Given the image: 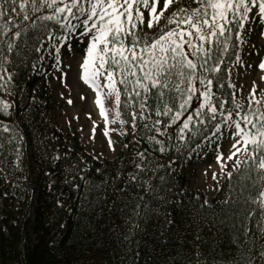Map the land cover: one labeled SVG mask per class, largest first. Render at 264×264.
Masks as SVG:
<instances>
[{
  "label": "trees",
  "instance_id": "16d2710c",
  "mask_svg": "<svg viewBox=\"0 0 264 264\" xmlns=\"http://www.w3.org/2000/svg\"><path fill=\"white\" fill-rule=\"evenodd\" d=\"M39 15L32 14L35 24L22 22L27 27L20 37L0 35V63L7 55L4 67L13 77L8 92L0 87V100L13 104L0 120L24 136L22 170L13 168L12 145L0 149V156L7 158V163L0 162L7 169L0 174V264H188L195 258L200 264H231L239 255V240H247L249 248L259 247L264 213L251 203L259 187L255 171L244 165L233 177L225 176L207 204L203 194L187 187L182 172L187 157L216 130L219 114L211 124L193 120L181 141L177 136L186 112L157 137L164 142L163 152L143 121L139 130L123 126L122 146L111 159L86 161L70 149L54 122L44 116L37 91L48 33L58 40L62 28L55 21L37 20ZM8 40L13 41L12 52L7 51ZM214 91L234 110L227 76L224 86ZM248 100L236 102L247 110ZM199 102L193 97L189 112ZM121 119H130L127 110ZM160 119L164 125L171 123L170 117ZM4 135L0 133V143ZM137 152L146 153L138 160L142 169L134 165ZM57 155L60 159H54ZM9 173L11 179L5 181ZM248 210H253L251 218L245 215Z\"/></svg>",
  "mask_w": 264,
  "mask_h": 264
},
{
  "label": "snow or ice",
  "instance_id": "6c2138e0",
  "mask_svg": "<svg viewBox=\"0 0 264 264\" xmlns=\"http://www.w3.org/2000/svg\"><path fill=\"white\" fill-rule=\"evenodd\" d=\"M35 13H41L37 20L55 21L61 26L57 44L69 47L77 36L87 41L79 63V79L95 93L94 103L105 121L104 135L108 137L109 149L115 150V144L107 125L116 123L117 119L122 126L121 134H126L125 125L139 130V122L151 120V128L156 133L151 140L163 152L164 142L157 137L166 134L186 112L177 136L181 141L193 120L201 125L211 124L219 114V121L214 125L216 132H222L225 126L233 137L231 150L225 154L221 148L216 155L220 171L228 168L225 160L233 161V170L226 173L230 178L244 165L255 171L259 187L251 195V203L264 213V88L252 82L247 110L245 105L236 102L235 95L232 97L234 110L228 109V101L214 91L217 85L224 86L232 67L242 63L234 49L248 44L247 37L256 30L253 22L264 25V0H162V7L161 0H0V20H3L0 35L20 37L27 27L22 22L35 24L36 20L32 19ZM48 35L50 40L56 39L55 33ZM259 36L264 38V30ZM6 47L12 52L13 41H6ZM53 48L56 63L62 64L61 49L55 44ZM232 56H235L234 62L230 60ZM8 59L4 55L0 63V72L4 73L0 75V81H4L0 87L5 92L13 79L4 67ZM244 66L252 67L246 62ZM255 67L264 73V59ZM66 77L64 73L65 83ZM259 80L264 82V75ZM229 86L237 85L230 83ZM193 97L200 102L194 112H189ZM80 98L87 99L84 95ZM66 99L69 105L74 103L70 97ZM108 100L112 101L111 109L105 107ZM12 107L11 102L0 100V114L8 115ZM124 110L129 120L121 119ZM109 111L115 114L111 120ZM160 117H170L171 123L164 125ZM144 127L149 125L144 123ZM92 131L94 138L95 124ZM14 132L17 134L12 135ZM0 133L5 134L0 149H4L5 143L12 145L13 168L22 170L24 136L3 120H0ZM137 156L143 161L146 153L137 152ZM54 159H60L59 155ZM0 162L7 163V158L0 156ZM135 167L142 169L143 164ZM5 171L0 165V174ZM11 175L4 177L5 181ZM130 179L136 180L135 174ZM245 215L251 218L253 210ZM238 244L239 255L231 258V264H264V231L259 237V247L255 244L247 247V240H239ZM188 264H200L199 258L189 259Z\"/></svg>",
  "mask_w": 264,
  "mask_h": 264
},
{
  "label": "rangeland",
  "instance_id": "374dc122",
  "mask_svg": "<svg viewBox=\"0 0 264 264\" xmlns=\"http://www.w3.org/2000/svg\"><path fill=\"white\" fill-rule=\"evenodd\" d=\"M73 23L76 22L73 21ZM253 23L256 30L247 37L248 44L237 49V53L242 58V63L232 67L230 78H228L229 84L234 83L237 85L235 88H231L238 102L246 98L250 99L248 93L251 90L253 81H256L261 85V88H264V84H261L258 80V76L264 75V73H261L255 67L261 59H264V41L262 42L264 38L259 36V33L264 30V25L256 24L255 21ZM80 30L82 31V28ZM53 44L61 49L62 64L56 63V52ZM86 47L87 41L81 40L78 36L70 42L69 47H65L64 43L57 44V40H49L38 65L41 78L37 83V91L45 107L44 116L54 122V125L68 140L70 149H76L86 161L104 158L111 159L117 154L123 142L121 136L122 126L119 119H117L116 123L107 125L110 129L109 136L115 144V150H111L108 147V137L104 135L106 127L104 118L96 120L93 113H87L86 107L81 102V104L79 103V96L71 90L70 86L73 76L78 75L79 77L81 72L79 63ZM244 62L252 65V67H245ZM69 64H71L70 69L68 67ZM57 69H62V71H57ZM64 73H67V83L64 82ZM88 88L90 89V87ZM257 95L259 96V93ZM66 97H70L74 103L69 105ZM105 106L107 109H111L113 107L112 101H105ZM114 115V112L109 111V120ZM143 122L147 123L149 125L147 128L155 133L151 128V120ZM94 124L95 134L93 138L92 130ZM222 129V132H216L215 130V136L212 134L209 139H205L187 157L182 167V172L187 179V187L203 194L207 202H211L221 180L227 175V171L233 170V161L225 160L224 163L228 165V168L225 172H221L220 164L216 160V155L221 148L225 154L231 150V142L233 140V137L229 135V129L225 126H222ZM138 160L139 157L136 155L134 165L138 163ZM32 168L34 173L30 177L34 181L35 165H32ZM213 173L216 174L215 179H213ZM32 186L34 187L35 185L33 184ZM32 237L34 240V236Z\"/></svg>",
  "mask_w": 264,
  "mask_h": 264
},
{
  "label": "bare ground",
  "instance_id": "6f19581e",
  "mask_svg": "<svg viewBox=\"0 0 264 264\" xmlns=\"http://www.w3.org/2000/svg\"><path fill=\"white\" fill-rule=\"evenodd\" d=\"M264 40H262L263 42ZM80 75V74H79ZM258 76V80H259ZM260 81V80H259ZM261 84H264V82H261ZM71 90L77 94L79 96V98L81 97V95H84L87 97V99H78L79 103L81 102L85 107H86V111L87 113H93V116H95L96 120H98L99 118H103L100 115V110L99 107L94 103V92L93 90L90 88H88L89 86L84 84L82 80L79 79L78 75L75 77L73 76V78L71 79ZM80 103V104H81ZM106 107V106H105Z\"/></svg>",
  "mask_w": 264,
  "mask_h": 264
}]
</instances>
